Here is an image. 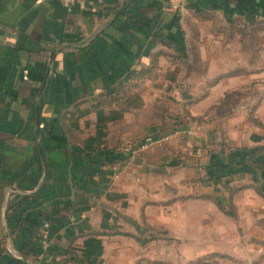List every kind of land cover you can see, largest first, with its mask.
Returning a JSON list of instances; mask_svg holds the SVG:
<instances>
[{"label": "crops", "instance_id": "1", "mask_svg": "<svg viewBox=\"0 0 264 264\" xmlns=\"http://www.w3.org/2000/svg\"><path fill=\"white\" fill-rule=\"evenodd\" d=\"M263 18L264 0H0V264L20 254L7 212L39 210L48 245L23 264H264V169L245 167L264 128L244 126L264 124V66L224 62ZM148 134L169 139L122 151Z\"/></svg>", "mask_w": 264, "mask_h": 264}, {"label": "rangeland", "instance_id": "2", "mask_svg": "<svg viewBox=\"0 0 264 264\" xmlns=\"http://www.w3.org/2000/svg\"><path fill=\"white\" fill-rule=\"evenodd\" d=\"M237 30V28H236ZM227 34L233 33V27H227L226 29ZM238 31H240L241 35H242V41L241 44L239 42H234L231 41L229 43H225L226 46V59H225V63L227 65H231L234 62V50H236V48L240 47L242 49L241 54L243 56V61H245V63L247 65L249 64H256L259 66H264V18L260 19V20H256V21H251L250 23L247 24H243L241 23V26L238 28ZM222 57L218 58V62L219 64H221V59ZM237 59V58H236ZM232 74V72H231ZM230 75V74H229ZM214 81L217 79H213ZM212 79H210V82L213 81ZM248 94H250V91L247 92ZM233 99V100H232ZM236 101H238V99H235ZM247 97H245V102L247 101ZM232 101H234L233 95L228 99V101L225 104H232ZM239 101L244 102V98L239 99ZM225 104L221 105L220 109L218 111H223L221 112V117L225 118V125H224V132L227 136V138L229 137V140H238L235 139V137L233 138V134L235 133V126L234 125V121H233V114H234V110L237 109V107L235 106H224ZM250 105H248L247 107V112H250ZM235 108V109H234ZM253 124H256V122L254 121H245L244 122V126L246 128V130L248 131L250 129L251 126H253ZM243 139H247L245 136L243 137ZM240 140V139H239ZM234 142V141H232ZM10 236V235H9ZM1 240L3 241V247L5 250L12 249L11 244L7 243V239H5L4 234H0ZM10 238V237H9ZM12 238V237H11Z\"/></svg>", "mask_w": 264, "mask_h": 264}, {"label": "trees", "instance_id": "3", "mask_svg": "<svg viewBox=\"0 0 264 264\" xmlns=\"http://www.w3.org/2000/svg\"><path fill=\"white\" fill-rule=\"evenodd\" d=\"M257 125H260L264 128V124L259 122L258 120H253ZM145 137V136H144ZM143 137V138H144ZM142 138V139H143ZM142 139L136 142H130L128 144H135ZM130 157V156H128ZM127 157V158H128ZM245 167L249 172H254L258 170L264 169V162H252L249 161L246 163ZM259 193L264 196V187L259 188ZM0 196L2 197V193L0 191ZM218 204L223 207H231L232 204L224 197L223 199L218 198ZM16 213V212H15ZM46 213L42 210L37 212H28V213H16L15 216L7 212V219L10 222L11 234L13 235L14 240L16 241V245L19 249L20 255H22L23 259L16 258L12 256L8 261L9 264H23L24 259L28 258V255L32 252L36 254L41 253V238L38 234L41 226L45 221H49V218L45 215ZM3 255V250L0 248V263ZM65 255L68 260L73 261L76 256V248L72 245L71 242L67 245V250ZM67 260V261H68Z\"/></svg>", "mask_w": 264, "mask_h": 264}, {"label": "built area", "instance_id": "4", "mask_svg": "<svg viewBox=\"0 0 264 264\" xmlns=\"http://www.w3.org/2000/svg\"><path fill=\"white\" fill-rule=\"evenodd\" d=\"M41 1H49V0H41ZM57 1L62 3L69 11L73 10V8L76 6H79L81 8H84L85 6V0H57ZM168 139L169 138L167 136L148 134L141 141L135 144H127L123 146L122 151H124V153H126L127 155L133 157L141 152L148 150L153 145L161 143ZM118 178H119L118 174L113 175V179H118ZM49 227H50L49 221H45L38 232L41 238V246L43 248H46L48 245ZM16 258L23 259L22 255L20 254H18Z\"/></svg>", "mask_w": 264, "mask_h": 264}]
</instances>
